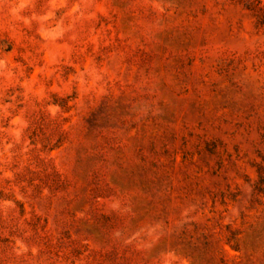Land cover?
Wrapping results in <instances>:
<instances>
[{
    "label": "rangeland",
    "instance_id": "obj_1",
    "mask_svg": "<svg viewBox=\"0 0 264 264\" xmlns=\"http://www.w3.org/2000/svg\"><path fill=\"white\" fill-rule=\"evenodd\" d=\"M0 264H264V0H0Z\"/></svg>",
    "mask_w": 264,
    "mask_h": 264
}]
</instances>
